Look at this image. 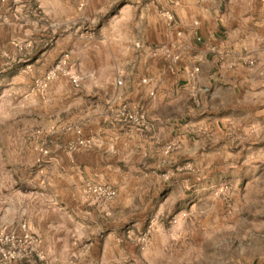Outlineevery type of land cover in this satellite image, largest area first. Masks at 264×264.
<instances>
[{"label":"crops","instance_id":"1","mask_svg":"<svg viewBox=\"0 0 264 264\" xmlns=\"http://www.w3.org/2000/svg\"><path fill=\"white\" fill-rule=\"evenodd\" d=\"M43 1L48 0H0V47L5 44L16 50L12 40L30 39L33 28L24 29L11 16L16 12L29 18ZM62 1L66 10H76L70 4L73 0ZM170 8L176 24L160 22L158 28H148L149 35L157 32L159 42L152 36L146 38L148 47L133 43L134 53L126 47L123 70L111 78L107 109L96 111V106L92 111L94 121L101 123L96 128H105L115 148L110 165L68 152L65 140L49 141L52 146L42 144L50 155L39 153L36 158V143L19 148L24 146L19 138L4 144L0 137V226L17 232L26 223L39 237L45 255L40 262L25 264H122L130 260V237L116 233L118 223L109 225L106 220L114 209L128 215L133 198H123L124 189L127 195L144 193L147 189L143 188L151 187L145 177L161 178V160L174 156V152L165 155V146L183 145L193 156L194 147L205 141L227 146L235 140L240 144L258 138L259 112L264 114V4L260 0H173ZM96 82L99 88L98 75ZM96 94L100 99L99 91ZM125 110L142 114L143 125L126 121L121 116ZM50 116L45 113L42 118ZM118 162L143 163L147 172L135 170L133 177L123 171L116 199L106 207L93 203L83 190L84 183L100 181L105 171L119 169ZM35 181L40 192H34ZM64 210L76 218L61 217ZM83 218L90 219L95 231L90 236L83 232V225H88ZM72 226L79 228H68ZM114 252L119 259L112 256Z\"/></svg>","mask_w":264,"mask_h":264},{"label":"rangeland","instance_id":"2","mask_svg":"<svg viewBox=\"0 0 264 264\" xmlns=\"http://www.w3.org/2000/svg\"><path fill=\"white\" fill-rule=\"evenodd\" d=\"M172 1L73 0L70 4L76 10H66L62 0H48L38 3L29 18L14 12L12 20L29 31L33 28V34L28 41L12 40L16 50L5 44L0 47L4 144L14 137L24 145L19 148L36 143L37 158L39 153L50 155L42 144L65 140L68 152L110 165L115 148L105 128H96L101 123L94 121L92 111L96 106V111L107 109L111 78L123 70L126 47L134 53L133 43L148 47L146 38L152 36L160 41L155 30L151 35L147 31L160 22L166 26L160 12L162 8L172 11ZM15 66V74H4ZM45 113L50 118H42ZM259 113L258 138L240 144L235 140L227 146L205 141L194 147L193 156L185 146L169 144L165 155L174 152V156L161 160V178L145 177L151 187L143 188L144 193L127 195L124 189L123 198H133L128 215L114 209L106 220L109 225L118 223L116 233L130 237L131 259L122 264H264V114ZM57 117L62 119L55 121ZM79 140L87 144L79 145ZM187 148L191 150L190 145ZM117 166L113 172L105 171L100 181H87L115 189L123 184V171L133 177L135 170L147 172L143 163L118 162ZM36 181L34 192H40ZM63 212L61 217L76 218ZM83 220L88 223L83 232L95 233L90 219ZM112 254L119 259L116 252Z\"/></svg>","mask_w":264,"mask_h":264},{"label":"built area","instance_id":"3","mask_svg":"<svg viewBox=\"0 0 264 264\" xmlns=\"http://www.w3.org/2000/svg\"><path fill=\"white\" fill-rule=\"evenodd\" d=\"M264 4V0H260ZM160 16L166 26H174L176 24L172 11L162 8ZM117 85L121 84V79L117 80ZM121 116L131 123L133 126L139 127L143 125V115L140 113H132L123 111ZM79 145H86L83 140L78 141ZM169 148V147H168ZM47 154V151H43ZM83 190L90 200L102 207L108 206L116 199L115 189L86 181ZM145 243V238L142 239ZM39 237L34 234L26 223H22L19 231H9L0 226V264H25L26 262H40L44 260L45 255L40 246Z\"/></svg>","mask_w":264,"mask_h":264},{"label":"trees","instance_id":"4","mask_svg":"<svg viewBox=\"0 0 264 264\" xmlns=\"http://www.w3.org/2000/svg\"><path fill=\"white\" fill-rule=\"evenodd\" d=\"M17 67L15 66V67L10 68L8 71L7 70L4 71V74H6L7 76L10 75V74H15V72L18 70Z\"/></svg>","mask_w":264,"mask_h":264}]
</instances>
